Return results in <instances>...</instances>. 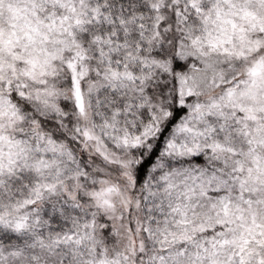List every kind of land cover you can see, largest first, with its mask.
<instances>
[{"label":"snow or ice","instance_id":"6c2138e0","mask_svg":"<svg viewBox=\"0 0 264 264\" xmlns=\"http://www.w3.org/2000/svg\"><path fill=\"white\" fill-rule=\"evenodd\" d=\"M0 264H264V0H0Z\"/></svg>","mask_w":264,"mask_h":264}]
</instances>
